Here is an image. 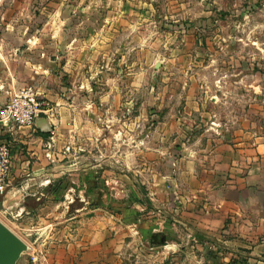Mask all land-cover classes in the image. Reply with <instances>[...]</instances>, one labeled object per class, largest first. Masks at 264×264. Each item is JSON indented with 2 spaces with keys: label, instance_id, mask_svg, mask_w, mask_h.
Masks as SVG:
<instances>
[{
  "label": "rangeland",
  "instance_id": "obj_1",
  "mask_svg": "<svg viewBox=\"0 0 264 264\" xmlns=\"http://www.w3.org/2000/svg\"><path fill=\"white\" fill-rule=\"evenodd\" d=\"M28 85L56 115L63 106L72 117L122 130L129 170L145 193L138 170L170 173L166 158L194 150L208 163L221 141L264 137V0H0V108ZM0 140H9L1 127ZM49 192L0 210L30 245L17 264L67 263L57 251L69 207ZM23 205L37 208L30 221L42 215V226L52 225L26 235ZM199 237L197 264L222 262L210 252H233ZM247 251L233 252L228 263L257 264Z\"/></svg>",
  "mask_w": 264,
  "mask_h": 264
},
{
  "label": "crops",
  "instance_id": "obj_2",
  "mask_svg": "<svg viewBox=\"0 0 264 264\" xmlns=\"http://www.w3.org/2000/svg\"><path fill=\"white\" fill-rule=\"evenodd\" d=\"M67 110L61 106L59 115L54 109L50 116L41 113L32 126L5 135L12 146V169L8 191L0 195L2 212L26 196L40 200L49 190L47 196L60 195L69 213L57 252L66 264H197L199 235L239 254L248 250L250 259L264 264V137L221 141L206 157L208 163L199 162L194 150L187 158H166L170 173L138 170L143 193L129 170L126 139L116 133L124 132L93 124L85 114L84 119L72 117ZM155 156L154 163L161 164L162 156ZM140 161L149 162L146 157ZM30 170L33 175L26 178ZM55 180L60 186L51 189ZM77 199L80 203L74 204ZM23 207L18 212L28 220L25 233L52 225L42 226V215L30 221L27 215L37 208ZM233 252L210 255L229 264Z\"/></svg>",
  "mask_w": 264,
  "mask_h": 264
},
{
  "label": "built area",
  "instance_id": "obj_3",
  "mask_svg": "<svg viewBox=\"0 0 264 264\" xmlns=\"http://www.w3.org/2000/svg\"><path fill=\"white\" fill-rule=\"evenodd\" d=\"M49 100L42 97L33 86H26L10 95L0 108V127L3 134H12L16 129L32 126L34 119L41 113L53 115ZM55 130H51V135ZM51 143L48 144V148ZM47 155L53 158V152ZM12 169V146L9 141L0 140V195L8 191Z\"/></svg>",
  "mask_w": 264,
  "mask_h": 264
},
{
  "label": "water",
  "instance_id": "obj_4",
  "mask_svg": "<svg viewBox=\"0 0 264 264\" xmlns=\"http://www.w3.org/2000/svg\"><path fill=\"white\" fill-rule=\"evenodd\" d=\"M28 243L0 219V264H17Z\"/></svg>",
  "mask_w": 264,
  "mask_h": 264
}]
</instances>
